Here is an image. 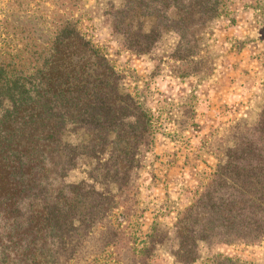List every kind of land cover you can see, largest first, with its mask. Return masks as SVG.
Listing matches in <instances>:
<instances>
[{
  "label": "trees",
  "instance_id": "obj_1",
  "mask_svg": "<svg viewBox=\"0 0 264 264\" xmlns=\"http://www.w3.org/2000/svg\"><path fill=\"white\" fill-rule=\"evenodd\" d=\"M221 2L122 0L109 14L128 48L147 53L164 31H173L179 49L192 43L182 55L187 56L201 41L196 31L218 16ZM0 4V264H144L142 257L157 250L149 245L160 238L159 222L140 249L128 246L123 260L111 258L126 219L124 211L116 213L123 206L116 199L120 193L98 184L124 186L138 147L152 141L151 119L82 33L75 11L86 0ZM130 12L154 17L155 25L132 31L125 23ZM66 131L84 135L68 140ZM215 144L214 172L174 224L173 255L181 264L199 260L200 242L264 240V104L256 123L238 121ZM84 159L97 161L89 178L69 182ZM115 215L118 222L112 221ZM208 264L264 262L219 254Z\"/></svg>",
  "mask_w": 264,
  "mask_h": 264
},
{
  "label": "rangeland",
  "instance_id": "obj_2",
  "mask_svg": "<svg viewBox=\"0 0 264 264\" xmlns=\"http://www.w3.org/2000/svg\"><path fill=\"white\" fill-rule=\"evenodd\" d=\"M121 3L86 0V6L75 11L82 33L121 74L123 90L138 96L151 119L152 141L138 147L124 186L118 190L115 183L98 184L120 193L116 199L123 206L116 213L124 211L126 219L120 225L117 247L110 248L109 255L123 260L126 247L140 249L152 225L159 222L155 228L160 238L156 236L149 245L157 249L155 256H143L144 264H181L173 255L178 245L174 224L178 212L190 205L216 168V139L242 119L256 123L262 111L264 0H222L218 16L196 31L201 41L187 56L182 55L192 43L179 49V36L173 31H164L147 53L128 48L109 14ZM128 17L125 23L132 31L147 32L155 25L152 16L130 12ZM76 133L66 131V138L84 135ZM96 165L95 160H81L67 180L88 179ZM116 217L113 222H118ZM96 240L94 244L99 243ZM199 251L194 264H208L219 254L264 262V240L258 244L200 242ZM126 262L138 264L136 260Z\"/></svg>",
  "mask_w": 264,
  "mask_h": 264
}]
</instances>
